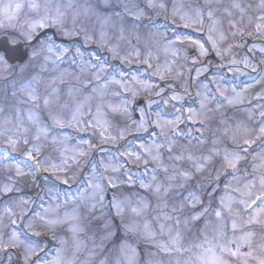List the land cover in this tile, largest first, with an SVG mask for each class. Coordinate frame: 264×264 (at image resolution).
Instances as JSON below:
<instances>
[{
  "label": "rangeland",
  "instance_id": "1",
  "mask_svg": "<svg viewBox=\"0 0 264 264\" xmlns=\"http://www.w3.org/2000/svg\"><path fill=\"white\" fill-rule=\"evenodd\" d=\"M97 0H0V31L10 30L26 32L28 26L43 18L52 19L59 10L61 19L67 29L73 27L75 16V27L86 28L94 39L88 45H83V37H64L57 29H53L57 35L74 47L83 46L85 58L90 51H98L110 65L108 71L117 76L129 87L134 82L132 75L139 76L141 80L150 81L153 85L150 89H144L142 85L136 84L140 89L135 100H131V92H126L120 84L109 83L103 89V94L93 92L92 86L97 83L95 78L85 70L81 72L75 64L71 63L72 51L64 57V65L56 59L55 54L46 50L39 54L25 65L11 66L0 64V244L8 245L12 238L13 230L16 231L19 242L15 248H0L1 264H25V244L29 241L34 243L44 242L48 247L45 253H41L46 261L56 259L57 251L65 260L74 261V264H85L93 250V234L95 233L94 222L89 224L86 216L80 213V205L76 204V197L80 192L88 189V180L93 175L92 166L99 165L101 159L105 162L116 163L120 161L116 147L126 145L129 149L137 148L139 145H152L153 141H162L165 147L161 149V163L168 168L165 173L159 164L150 162L148 171L156 168V182H166L167 176H175L181 169H192V161L187 159L176 160L170 158L167 151V141L172 138L171 132L168 136H156L149 129V132L140 131L124 140H117L115 145L99 144L97 132L89 128L87 131H77L75 127L65 126L60 128L55 120L68 122L77 108L83 107L84 119H87V112L90 110L95 119L101 121L107 127L110 135L118 136L121 130L138 126L140 119L139 108L145 106L146 102L154 101L152 109L159 111L166 119H174L181 116L183 120L179 123L181 134L175 136L172 141L171 157L191 155L194 158L210 157L207 166L202 173H196L201 179L212 178L218 183L215 207H219L222 197L231 198L230 208H225L222 216L217 218L209 213L200 221L193 223L186 222L187 213L181 216L179 225L172 226L163 233L160 232L161 221L157 218L162 215V206L158 208V201L155 196L146 190L138 187L128 188L125 185L118 192V196L125 202L124 218L128 221H135L143 224L148 223L155 233V240L159 243H169L170 236L179 234V242L171 252H163L156 249L151 243H143V237L139 239L136 235L129 238V243L141 253L138 259L147 260L146 251L151 250L155 254L152 257V264H213L214 259H219L223 264H264V204H260L259 198H264V136L259 133V112L264 110V58L256 53L257 49L264 51V0H153V3H163L164 9L149 8L148 0H130L131 3L139 5L146 14L136 25L124 22L123 32L111 25L102 27L101 20L96 15L86 12L85 7L96 3ZM22 7L16 10V5ZM35 4L33 9L31 5ZM5 6H10L9 13H15V18L9 21L3 11ZM176 10L175 20L173 11ZM212 17H208V12ZM197 12H202V23L185 28L180 21L181 15H188L195 18ZM151 20L157 24L153 27L148 23ZM171 25L166 30L159 25ZM45 29H39L42 32ZM107 34L111 44L116 45L121 55H132L133 63H121L118 58H113L99 43L100 32ZM211 30V32H210ZM161 33L165 37L176 35L188 37L204 44L209 49L206 55H200L199 49L186 39L183 42L176 40L174 43H167L161 39ZM251 33V35H249ZM217 41V47L222 52L218 56L212 49V41L209 35ZM75 48H73L74 50ZM249 50L251 52H249ZM31 51V50H30ZM173 51L177 54L174 56ZM139 52V59L134 53ZM50 57L45 60V57ZM149 58L153 65L148 69L147 65L141 63ZM192 58H197L198 63L193 64ZM236 64H232V60ZM245 59L249 67L244 66ZM259 65L262 70L256 75V81L248 83L245 79H254L252 65ZM159 65L161 67L170 65L173 71L169 74L171 78L161 80L153 75V70ZM199 65H207L210 68L221 67L224 69L223 77H215L213 73L208 74L203 80L201 76L207 73L208 68L200 66L204 71L198 77L194 71ZM115 69V71H113ZM191 69L192 71H189ZM257 69V66H256ZM123 70V73H121ZM176 70L182 71L181 76L176 75ZM102 79L105 74H101ZM110 79V77H109ZM236 81L241 83L242 88L236 87ZM91 82V83H89ZM87 84V87H85ZM172 85L174 87H168ZM207 85V92L214 99L206 101L201 108V97L197 96L199 88L204 93V86ZM163 86L168 99L173 92L181 95L179 100H170L165 106L161 97L154 94L157 87ZM190 89V95L186 98L181 94L185 93L184 88ZM219 87L220 91H217ZM33 92L36 100H29L28 94ZM223 92V95H221ZM239 93V99H236ZM227 97V99H226ZM259 97V98H258ZM48 98L49 103L45 105L44 100ZM130 103L125 105V100ZM232 99L233 103L228 100ZM179 101H185L179 103ZM198 104L197 106H193ZM127 107L128 111L124 108ZM189 110L198 114V119L203 121L202 132L197 131L199 124H193L187 119ZM30 115L33 119H30ZM149 120H155L154 112L149 113ZM42 129H47L45 134ZM159 132V129H156ZM191 132L189 137L187 134ZM149 133H152L149 135ZM203 139H200V137ZM9 138L17 140L15 148L11 147ZM25 139L27 143H25ZM253 140L250 146L244 145V140ZM83 140L94 142L93 150L87 156H80L79 149L87 148L82 144ZM38 148L33 160L27 159L28 150ZM247 147L248 152L245 159L239 161L237 169L227 167L224 161L226 153L238 151L239 148ZM100 149H104L101 151ZM141 151H143L141 149ZM116 159L113 160L112 158ZM150 159V158H149ZM39 160L43 166H62L53 174L52 171L44 172L43 168L36 170L35 161ZM77 161L79 166L77 167ZM123 163V161H120ZM32 166V167H29ZM19 167L20 172H17ZM131 168V174H139L140 179L151 182V175L144 174L145 165L140 164L137 168L128 165L124 171ZM101 174L116 175L121 173H105L103 168ZM237 172L235 178L232 173ZM219 173L220 180L215 177ZM61 177H73L70 186L62 184L56 179ZM177 177L173 183H179ZM195 183V179L192 181ZM85 184V187L81 186ZM106 184V181H105ZM5 185H10L13 192L7 195L2 194ZM207 185H205V188ZM49 189L53 193H59L60 199L55 196L49 199ZM115 189H107L106 201L111 199ZM67 193V196H65ZM87 195V193H85ZM140 196H143L148 207L140 217L134 216L130 208L135 207ZM27 198L30 203L23 205L20 198ZM40 197H43V203ZM255 200V204L251 202ZM67 201V202H66ZM169 205L174 203V198L168 197ZM57 203L56 214L62 219L74 210L82 216L80 221L84 231L78 236L81 246L77 250V240L73 238L70 225L60 224L54 229L46 228L38 218H32L34 230L40 231V236H31L28 228V220L21 212L22 208L29 210L43 211V208ZM251 204V207L248 205ZM11 208L12 211H6ZM114 211V210H113ZM20 216L15 225L12 219ZM235 223V229L232 225ZM89 228L92 231H89ZM54 230L62 244H55L51 240ZM227 245L235 251L240 246V255L232 256L222 252L221 247ZM178 247L180 250L176 251ZM131 255V253H128ZM10 257V258H9ZM33 257L32 259H34ZM96 259V257H92ZM30 264V261H29Z\"/></svg>",
  "mask_w": 264,
  "mask_h": 264
},
{
  "label": "snow or ice",
  "instance_id": "2",
  "mask_svg": "<svg viewBox=\"0 0 264 264\" xmlns=\"http://www.w3.org/2000/svg\"><path fill=\"white\" fill-rule=\"evenodd\" d=\"M16 10H19L22 5L17 4ZM33 9L36 8V5H31ZM149 8H159L164 9L165 5L163 3H153V0H148ZM10 6H5L3 11L9 21L15 18V13H9ZM86 12H90L97 16L98 19L101 20L102 27L105 25H111L113 27H117L120 29L121 33L123 32L124 22L128 24L136 25V22L142 20L145 16V10H142L139 5L131 3L130 0H97L96 3L90 4L85 7ZM62 13L57 11V15L55 18L47 19L43 18L37 22H34L28 26V30L26 32H17L13 31H0V64H10L11 63V54L18 52L21 48L30 49L31 51H25L23 56L27 60L34 59L39 52L47 51L48 53L55 54L56 59L52 61L56 63L57 61L63 62L64 57L69 51H72L71 63L75 64L76 67L81 71L87 70L90 75H92L97 81L96 84L92 86L93 92H99L101 95L103 94V89L108 86L109 83L120 84L126 92H131V100H135L138 95L140 89L136 88L135 85H142L144 89H150L153 87L150 81L141 80L139 76L132 75L131 80L134 82L132 87H129L125 84L121 79H118L117 76H113L111 72L108 71L110 65L107 60L102 56L98 51H90L87 53V58H85V51L83 50V46H77L73 50L71 45H65L63 48L57 45L55 36V32H40L39 29H57L61 35L64 37H83V45H88L93 41L94 37L89 33L86 28H76L75 27V16L73 17V27L71 29H67L64 26V22L61 19ZM202 12H197L195 18L188 15H181L180 21L183 22V26L185 28L191 27L193 25H199L202 21ZM176 10L173 11V18L175 20ZM208 17H212V12H208ZM148 23L152 24L153 27H157V24L151 20ZM160 28L167 29L171 27V25H159ZM0 28H3V25H0ZM211 32V30H210ZM251 35V33H249ZM161 39H166L167 43H174L176 40L183 42L184 40L190 38L182 37L176 35L174 37H165L163 33H161ZM209 40L212 41V49L216 51L218 56H222V52L217 47V41L213 39L212 35H209ZM191 44L195 45L200 52V55H206L209 49H206L204 44L200 43L196 40H190ZM99 45L104 48L108 53L111 54L113 58H118L121 63H133L132 55H121L120 50L116 45H113L108 40L107 34L102 30L100 32ZM177 54L176 51H173V55ZM137 60L139 59V52L134 53ZM50 57H45V60H49ZM264 60V58H262ZM141 63L147 65L148 69H152L153 65L150 62L149 58H145ZM193 64L198 63L197 58H192L191 61ZM24 61L21 60V64L23 65ZM232 64H236V60L231 61ZM244 66L249 67V62L247 59L244 61ZM252 70L256 71V66L252 65ZM115 71V69H113ZM173 71L170 65H165L163 67L157 65L153 70V75L158 76L161 80L166 78H171L170 73ZM189 71H192L189 69ZM204 71L203 68L195 69L196 76L202 74ZM123 73V70H121ZM103 76L102 79V75ZM183 73L180 70H176V75L181 76ZM110 77V79H109ZM91 83V82H89ZM87 87V84H85ZM168 87H174L169 85ZM204 93L198 88L196 95L201 97V108L205 106V102L214 99V97L207 92L208 86H204ZM220 91L219 87L216 89ZM184 92L186 94H191L190 89L186 86L184 88ZM154 94L156 96L161 97V101L163 105H167L170 100H179L181 95L173 92L172 95L168 99H163L166 95L164 92L163 86L157 87L155 89ZM223 95V92H221ZM259 98V97H258ZM29 100H36L37 97L33 92H29L28 94ZM227 99V97H226ZM236 99H239V93H237ZM229 103H233L232 99L228 100ZM45 105L49 103L48 98L44 100ZM125 105L130 103V100H125ZM154 101H147L145 106L139 108L140 119L138 126L135 129L127 128L121 130L118 136H113L108 134L107 127L101 123L100 120L95 119L92 116L91 111L89 110L87 114V119H84L85 111L83 107L77 108L76 112L73 113L72 119L68 122L63 120H55V124L64 128L65 126L75 127L77 131H87V129L91 128L94 132L97 129V135L99 136V144L95 145V147L99 148L100 145H115L117 140H124L126 136H131L134 133L144 131L149 132V129H152V132L155 133L156 136H168L169 132L172 134V138L167 141V151L169 153L170 158L176 160L187 159L192 161V169H181L176 172L175 176H167L166 182H156L157 170L156 168H152L151 172L148 171V165L150 162L159 164L165 173L168 172V168L164 167L161 163V149L165 147V143L162 141H153L152 145H144L141 144L137 148L129 149L126 145H119L116 147V151L119 153L120 161L116 163L105 162L104 159H101L99 165L92 166L93 175L88 180V189L84 192H80L78 197H76V204L80 205L83 202V206L80 208V213L83 216H86L89 224H95V233L93 234V250L89 256L88 261L85 264H152V257L155 254L153 251H146L145 255L147 256V260L138 259L141 256V253L137 251L136 247H133L131 243H129V238L132 235H136L139 239L141 236L143 237V243L149 244L151 243L156 249H159L163 252H171L173 247L179 242V234L172 237L171 231L169 230L170 242L169 243H159L155 240V233L152 231L151 227L148 223H137L135 221H128L124 218L123 212L125 208V202L120 199L118 196V192L121 188L127 185L128 188H136L137 185L134 183V178L131 175V168L127 172L124 171L125 167L128 165H134L137 168L140 164L145 165V172L142 174L151 175V182H146L143 179L139 181L138 187L146 190L148 193H151L155 196L158 201V208L162 206V215L157 218L161 221L160 224V232L163 233L166 228H169V222H173L175 225H179L181 222V216L187 213L186 222L193 223V226H197L195 222L200 221L202 218L209 215V213L215 215L217 218L222 216V213L225 208H230L231 198L227 199L222 197L219 202V207H215V197L216 190L219 187L218 183L213 182L212 178L209 177L207 179L201 180L196 176V173H202L205 167L207 166V161L210 157H200L194 158L191 155L184 156H176L171 157L172 153V141L175 136L181 134V129L179 128V123H182L183 120L181 116H176L174 119H166L162 116L159 111H155L152 109V104ZM125 111H128L127 107L124 108ZM154 112L155 120H149V113ZM259 133L261 136H264V110L259 112ZM30 119L33 117L30 115ZM187 119L191 121L193 124H199L201 127H198L196 130L202 132V124L203 121L198 119V114L189 110V114ZM156 129H159V132H156ZM42 131L47 134V129H42ZM152 133H149L151 135ZM2 135V133H0ZM189 137L191 136V132L187 134ZM200 139H203L202 135ZM9 143L11 147L15 148L17 144V140L9 138ZM25 143L27 140L25 139ZM254 143L253 140L246 139L244 140V145L250 146ZM82 144L88 145V147L79 149L80 156H87L93 150L94 142L90 143L88 140H83ZM35 151L28 150L27 159L33 160L35 152H38V148L34 146ZM141 149L143 151H141ZM103 151L104 149H100ZM248 152L247 147L241 146L238 151L232 153H226L224 156V161L227 164V167L236 170L239 161L245 159V155ZM150 158V159H149ZM113 160L116 158L113 157ZM79 166V161H77V167ZM32 167V166H29ZM43 168L44 172L52 171L55 174V171L59 168L60 171H63L62 166L51 165L43 166L40 164L39 160L35 161V169L39 170ZM103 168L105 173H121V175H107L104 176L101 174L100 169ZM17 172H20L19 167L17 168ZM237 172H233V178H235ZM177 177H180L179 183H173ZM56 179L59 180L64 185H69L73 177L64 176L61 177L56 175ZM195 179V183L192 181ZM216 181L220 180V175L217 173L215 177ZM106 181V184H105ZM264 182V181H262ZM205 185L207 187L205 188ZM107 189H115L113 191L112 197L110 200L105 203L106 191ZM13 192V188L10 185H5L2 189V194L7 195ZM87 193V195H85ZM55 196L56 200L59 201L60 195L59 193H53L51 189H49V199L51 196ZM67 196V193H65ZM171 196L174 198V203L169 205L168 197ZM41 202L43 203V197H40ZM260 201V204H264V198H257ZM21 203L23 205H28L30 201L27 198L21 197ZM67 202V201H66ZM256 201L253 200L251 204H255ZM251 204L248 207H251ZM60 207L57 203L55 207L49 205L46 208H43V211L31 210V216H29V210L26 208H22L21 212L23 213L24 218L28 220V228L30 230L31 236H40L41 232L34 230L32 226V218H38L42 224L49 229H54L55 226L60 224H69L70 231L73 234V238L77 240V250L81 246L80 241L77 239L79 234L84 231V227L81 225L80 221L82 219L81 215H78L74 210L72 214L65 213L64 217L61 219L56 214V208ZM147 202L144 200L143 196H140L138 199V203L135 207H131L130 210L136 217H140L144 214L145 208H147ZM6 211L11 212V208H6ZM114 210V211H113ZM17 219H21L20 216H16L12 219V224L15 225ZM233 229H235V223L232 225ZM89 231H92L89 228ZM51 240L59 245L64 243L63 240H60L54 230H52ZM19 242V237L15 230L12 232V238L9 241L8 245L0 244V248L12 247L15 248L17 243ZM48 245L44 242L34 243L29 241L25 244L26 251L24 252V261L25 264H74V261L65 260L61 257V253L58 250L56 254V259L53 261H46L41 253H45ZM176 251L180 249L178 247L175 248ZM222 252H227L232 256L240 255V246L237 245L235 251H233L227 245L221 247ZM128 253H131L129 255ZM35 257L34 259H32ZM92 257H96L93 259ZM10 258V257H9ZM213 264H223L221 260L214 259Z\"/></svg>",
  "mask_w": 264,
  "mask_h": 264
},
{
  "label": "water",
  "instance_id": "3",
  "mask_svg": "<svg viewBox=\"0 0 264 264\" xmlns=\"http://www.w3.org/2000/svg\"><path fill=\"white\" fill-rule=\"evenodd\" d=\"M25 51H28V49L21 48L18 52L11 54V64L14 65L16 63H21V60H23L24 63H26L27 59L23 56V53Z\"/></svg>",
  "mask_w": 264,
  "mask_h": 264
}]
</instances>
